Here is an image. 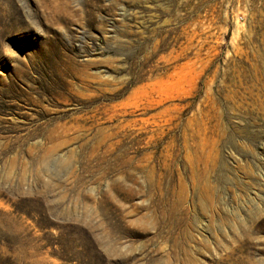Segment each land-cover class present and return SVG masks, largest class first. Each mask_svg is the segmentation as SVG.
<instances>
[{"label":"rangeland","instance_id":"obj_1","mask_svg":"<svg viewBox=\"0 0 264 264\" xmlns=\"http://www.w3.org/2000/svg\"><path fill=\"white\" fill-rule=\"evenodd\" d=\"M83 2L0 0V264H264V0Z\"/></svg>","mask_w":264,"mask_h":264},{"label":"bare ground","instance_id":"obj_2","mask_svg":"<svg viewBox=\"0 0 264 264\" xmlns=\"http://www.w3.org/2000/svg\"><path fill=\"white\" fill-rule=\"evenodd\" d=\"M97 7H98V0H84L83 4L80 7V11L83 19L85 21H89L90 16L93 14L94 9H96Z\"/></svg>","mask_w":264,"mask_h":264}]
</instances>
